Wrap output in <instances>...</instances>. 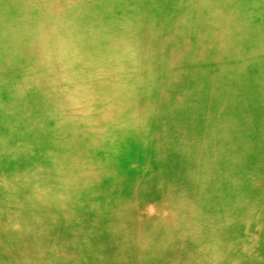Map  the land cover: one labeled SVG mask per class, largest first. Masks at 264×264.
Here are the masks:
<instances>
[{
	"label": "rangeland",
	"instance_id": "1",
	"mask_svg": "<svg viewBox=\"0 0 264 264\" xmlns=\"http://www.w3.org/2000/svg\"><path fill=\"white\" fill-rule=\"evenodd\" d=\"M254 224L264 0H0V264H264Z\"/></svg>",
	"mask_w": 264,
	"mask_h": 264
},
{
	"label": "bare ground",
	"instance_id": "2",
	"mask_svg": "<svg viewBox=\"0 0 264 264\" xmlns=\"http://www.w3.org/2000/svg\"><path fill=\"white\" fill-rule=\"evenodd\" d=\"M236 153H233V157L234 158H237V155L235 156ZM234 165H230V166H226L228 169L229 167H232ZM227 171V170H225ZM88 225V224H87ZM264 225V224H263ZM263 225H253L255 228L253 230H256V231H260L261 232L264 230V226ZM85 226V225H84ZM86 228V227H85ZM250 229V228H249ZM89 237V236H88ZM176 243V242H175ZM200 252V251H198ZM156 253V252H155ZM157 256V257H156ZM167 258L166 257H162V254L158 251L156 254H155V262L154 264H168L167 263ZM153 263V262H152ZM172 264H178L177 262H173Z\"/></svg>",
	"mask_w": 264,
	"mask_h": 264
}]
</instances>
